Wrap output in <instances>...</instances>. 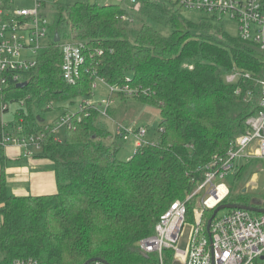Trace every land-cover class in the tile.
I'll use <instances>...</instances> for the list:
<instances>
[{"label":"trees","instance_id":"obj_1","mask_svg":"<svg viewBox=\"0 0 264 264\" xmlns=\"http://www.w3.org/2000/svg\"><path fill=\"white\" fill-rule=\"evenodd\" d=\"M136 4L137 8L88 1L53 4L49 42L28 73L27 85L17 88L8 80L2 86L0 72V264L16 259H33L37 264H85L89 259L158 264L157 256L141 252L138 243L153 233L173 202H184L194 192L207 166L226 157L232 140L258 111L246 94L252 91L255 97L259 92L263 51L229 37L223 22L215 18L195 25L163 3L136 0ZM214 21L221 23L220 28ZM152 23L169 26L170 35L161 34ZM66 41L85 47L86 62L75 86L61 77L59 46ZM93 69L107 85L136 92L132 98L115 92L109 100L130 99L158 110V140L121 161L117 158L121 142L98 122L99 110L87 109L88 117L86 111L76 110L61 139L48 129L39 150L29 147L37 151L32 158L53 164L57 192L10 195L7 169L19 165V160L7 157L4 134L36 136L43 125L64 115L60 104L90 98ZM231 74L238 76L227 83ZM20 102L23 106L4 126L2 106ZM50 102L54 111L45 109ZM257 166L252 161L242 166L235 182ZM194 202V198L186 202L190 224ZM222 204L264 208V203L253 205L243 194H229ZM212 212H204L205 224ZM171 257V251L163 252L166 264H173Z\"/></svg>","mask_w":264,"mask_h":264},{"label":"built area","instance_id":"obj_2","mask_svg":"<svg viewBox=\"0 0 264 264\" xmlns=\"http://www.w3.org/2000/svg\"><path fill=\"white\" fill-rule=\"evenodd\" d=\"M58 1L0 0V72L4 75L1 79L2 86L8 80L15 84L26 81L28 73L36 65L39 52L49 42L48 7ZM161 3L174 11L194 10L220 22L225 19L233 21L237 25L238 38L255 44L264 52V0H163ZM127 5L137 8L136 0H127ZM59 49L62 55L61 77L67 85L75 86L86 62L84 44L66 41L60 44ZM95 53L102 55V51ZM89 74L94 79L93 93L98 89V84H103L108 95L115 92H121L127 98L136 95L127 86L118 88L107 85L94 69ZM237 76H227L226 82L233 83ZM125 80L129 81L128 78ZM257 83L258 94L254 97L252 91H248L246 100L257 105L258 111L246 120L245 130L232 140L226 157L216 159L207 166L204 179L194 192L184 202H173L155 223L153 233L138 243L141 252L157 256L158 264H166L163 258L165 251L172 252L173 264H264V214L235 209L216 215L210 225V239L203 218L205 211H213L230 194L228 186L223 182L225 177L235 169L238 172L250 161L264 163V79ZM102 103L105 105L100 108V104L96 106L92 101L83 99L77 110L85 112L89 108L98 109L99 113L107 115L111 101L103 99ZM18 105L23 106V102ZM54 107L55 104L50 102L45 109L54 111ZM8 109L9 105L2 106L3 112ZM85 113L88 117L87 111ZM72 115L73 113L64 114L56 121L48 123L47 128L36 136L25 138L18 134L5 133L2 144L5 147L19 146L27 151L25 154L29 153L31 145L39 150L43 132L51 129L59 138L64 128L70 127ZM3 124L8 127L7 122ZM20 131L17 128V132ZM147 134L148 130L144 126L119 125L115 129L114 138L122 142L132 138L134 154L138 148L154 144L148 141ZM236 162L241 163L239 168ZM192 198H196V208L193 211L187 246L182 250L178 244L187 225L186 202ZM12 264L37 263L33 259H16Z\"/></svg>","mask_w":264,"mask_h":264},{"label":"rangeland","instance_id":"obj_3","mask_svg":"<svg viewBox=\"0 0 264 264\" xmlns=\"http://www.w3.org/2000/svg\"><path fill=\"white\" fill-rule=\"evenodd\" d=\"M51 1V0H47ZM88 1L91 4H97V5H110V4H125L127 5V0H59L57 3L61 5H68L72 4L74 2H86ZM151 2H158L161 3L163 0H147ZM128 6V5H127ZM51 5H49L50 12L51 11ZM179 14L182 15L185 19L192 22L195 25H201L205 21L210 20L211 16L200 13L194 10H184L180 9ZM214 26H220L221 23L212 22ZM224 32L231 38H238V29L235 22L230 21L228 19H225L222 23ZM152 26L155 30L160 32L161 34L168 36L171 33V28L169 26H160L155 23H152ZM220 28V27H219ZM213 32L216 34L217 32L213 30ZM217 35V34H216ZM108 92L106 87L103 84H98V89H96L93 93V95L88 99L92 101L96 106L101 105L100 108L104 107V103H102L103 99L108 100ZM72 102V104H70ZM81 102V99H75L63 104H60L58 107L64 108L60 110L61 113L64 112V114H70L74 113L77 110V107L79 103ZM114 104H110L113 109H115L112 116L105 115L100 113V117L98 119V122L102 123L103 126H105L106 129L109 130V132L114 131V122L110 121L107 116L112 117L114 121H122L125 120L126 123H135V125H138V123H141L143 125L148 126L149 133L147 134V139L149 142H155L158 140V125H159V112L155 108L151 107H144L138 102L132 101L130 99L125 100L122 102L119 99H116L113 101ZM121 105V106H120ZM17 103L9 104V109L6 111L5 114H3V122H7L9 119H13V114L19 108ZM10 121V120H9ZM47 124L43 125V129H46ZM60 139L63 137V132L59 135ZM155 138V140H154ZM111 139L104 140L105 144H110ZM121 142L120 150L117 153V158L121 161H127L129 157L133 155L134 152V141L132 138L129 139L127 142ZM32 152H35L32 148L30 149ZM258 164L257 168L253 169L251 172L252 174L248 175L249 173H246L245 177L242 176V179L240 182H235V176H236V170L229 174L223 182L228 186L231 196H236L239 194H243L251 199V203L253 205H258L261 203H264V163H262V166L260 162H256ZM241 165L240 162H236V166L239 168ZM236 172V173H235ZM243 190H246L245 193H243ZM196 208V198L194 202L193 211ZM228 210H221L218 212L217 215L225 214ZM194 216V212H193ZM186 227L183 230V236L180 239V242L178 244V247L182 250H184L187 246L188 238L191 233V225L189 222H186Z\"/></svg>","mask_w":264,"mask_h":264},{"label":"crops","instance_id":"obj_4","mask_svg":"<svg viewBox=\"0 0 264 264\" xmlns=\"http://www.w3.org/2000/svg\"><path fill=\"white\" fill-rule=\"evenodd\" d=\"M86 99L88 100L89 98ZM112 103L114 104L113 101H111V104ZM108 111L110 114L107 113V115L112 116L115 109H113V107L110 106ZM110 116L109 117L107 116V118L110 121L114 122V131L113 133L111 132L113 139H114V132L117 126L119 125L137 126L135 125V123L127 124L125 120L114 121ZM9 120L7 122H9ZM138 125L144 126L148 130V126L143 125L141 123H138ZM133 147L135 148V145H133ZM28 151L29 153L26 154L27 157L23 158V156L27 152L23 148L19 146H10L5 148V153L10 160L12 161L19 160V165L7 169V182H8L9 194L15 197L55 194L57 192V187L55 182L53 164L45 159L32 158L31 153H36L37 151L32 152L30 148Z\"/></svg>","mask_w":264,"mask_h":264},{"label":"water","instance_id":"obj_5","mask_svg":"<svg viewBox=\"0 0 264 264\" xmlns=\"http://www.w3.org/2000/svg\"><path fill=\"white\" fill-rule=\"evenodd\" d=\"M58 42H59V38L57 35H55L54 43H58ZM26 85H27V82H22V83L17 84L16 87L17 88H24ZM245 192H246V190H243V193H245ZM235 209L246 210V211H249V212L255 213V214H264V209L256 207V206H243V205H236V204H221L213 210L211 217L206 222L205 230H206V233H207L209 239H210V232H209L210 225H211L212 220L217 215V213L221 210H235ZM93 262L106 264L104 262L99 261L98 259H89L88 261L85 262V264H90ZM174 264H179V263L176 262Z\"/></svg>","mask_w":264,"mask_h":264}]
</instances>
